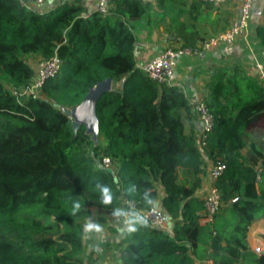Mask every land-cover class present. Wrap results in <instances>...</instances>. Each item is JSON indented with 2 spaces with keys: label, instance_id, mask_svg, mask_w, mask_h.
<instances>
[{
  "label": "trees",
  "instance_id": "obj_1",
  "mask_svg": "<svg viewBox=\"0 0 264 264\" xmlns=\"http://www.w3.org/2000/svg\"><path fill=\"white\" fill-rule=\"evenodd\" d=\"M114 5L102 17L80 0L43 7L0 0V264H90L82 239L90 208L112 214L130 203L145 211L152 206L144 193L156 201L158 187L171 232L147 223L122 233L119 264H264V253L251 251L245 240L250 223L264 217V188L259 195L254 189L261 155L252 145L239 155L248 142L247 122L264 110V88L242 72L213 81L203 100L214 126L199 149L197 137L183 130L182 114L193 111L185 93L148 79L136 64L137 27L158 19L153 5ZM255 39L264 56V23L256 25ZM189 44L185 38L181 46ZM28 55L60 62L37 94L21 93L34 81ZM107 78L117 87L97 103L94 141L83 126L74 132L59 107L73 108ZM204 157L223 161L214 185L221 203L230 204L228 218L216 215L206 233L199 224L203 203L195 196ZM98 183L111 189L110 205L100 202ZM73 202L81 205L75 213Z\"/></svg>",
  "mask_w": 264,
  "mask_h": 264
},
{
  "label": "crops",
  "instance_id": "obj_2",
  "mask_svg": "<svg viewBox=\"0 0 264 264\" xmlns=\"http://www.w3.org/2000/svg\"><path fill=\"white\" fill-rule=\"evenodd\" d=\"M82 3L88 11L94 10V0H83ZM165 3L160 4L158 2L153 5L152 14L156 12V16L158 17V19L154 18L155 24L153 27L141 26L144 30H141V27H137V43L134 51L137 66L163 48L181 46L185 38L190 41V44L186 46H192L202 39L222 32L230 26L237 16L236 8L229 3L223 4L217 9L203 3L195 7L189 3ZM164 7L166 9L165 15L163 14ZM262 8V2L253 7L246 36L238 38L230 47L204 52L198 56H183L177 60L175 66L176 78L190 103H194L197 99H204L210 91L213 81L218 78H229L232 72H242L264 88V56L255 39L256 25L264 23ZM150 36L163 37L162 47L155 44L156 39L151 42L144 38ZM167 44H174V46H168ZM38 58L41 59L40 57ZM29 66L35 76L38 70L37 67H32L30 64ZM116 87L117 84L111 82V89ZM182 123L185 134L198 136L200 124L194 111H192L189 117L186 114H182ZM246 133L248 142L239 151V155L245 157L250 145L255 147L260 153L261 157L257 158L254 166L256 171L254 189L256 194L259 195L260 186L264 188V165H262L264 159V110L247 122ZM212 162L209 158L204 157L205 173L201 176L202 184L195 194L199 199L203 198L210 187L208 172ZM158 196L160 199L163 196L160 187H158ZM159 198L155 201L156 205L160 204ZM229 205V203H221L216 216L217 220L218 218H228ZM90 212L91 219L101 224V231L86 232L84 230L83 237L87 240V245H85L83 237L82 239L86 248V255L91 254L92 257L97 258L98 250L95 249H97V246L100 247V244L103 242L110 246V248L107 247L108 250L115 252V248H113L114 244L122 240L123 232L119 230L121 227L120 220L112 214H107L95 207H91ZM199 224L202 226L203 232L206 233L209 225L203 218L200 219ZM170 227L171 222L167 221L165 228L170 231ZM91 240L94 241V247L90 246ZM245 240L251 251H254L256 247L264 246V217L256 218L250 223ZM117 255L118 253L114 257L115 264H119ZM195 264L212 263L209 260L202 259L200 261L196 260Z\"/></svg>",
  "mask_w": 264,
  "mask_h": 264
},
{
  "label": "built area",
  "instance_id": "obj_3",
  "mask_svg": "<svg viewBox=\"0 0 264 264\" xmlns=\"http://www.w3.org/2000/svg\"><path fill=\"white\" fill-rule=\"evenodd\" d=\"M34 6L43 7L47 5L51 0H29ZM67 3H73L76 0H64ZM81 2L83 0H80ZM114 1L116 0H94V10L102 17H107L112 14L114 9ZM142 3H149L153 5L157 0H136ZM188 1H199L202 3L210 4L213 8H219L223 4H232L236 8L237 16L235 20L230 24V26L211 37L202 39L198 43L192 46H178V47H168L163 48L159 52L154 53L150 58L146 59L140 65L139 69L143 74L150 80L157 82L158 84H164L167 86H176L181 90V86L176 78L175 66L179 58L183 56H198L204 52L215 51L219 48H226L233 45L238 38L244 37L247 34L249 28V23L252 16L253 7L263 2L264 0H188ZM60 69V62L56 57H52L44 61L43 65L36 71L33 83L22 90V94H37L42 87L43 83L54 77ZM183 91V90H182ZM184 92V91H183ZM194 114L199 121L200 129L197 136V146L199 149L205 147V143L213 130L214 117L204 102V100L197 99L194 103H190ZM59 110L67 117L70 121L69 116L66 115L68 109L64 107H59ZM104 168L110 167V162L107 158L102 161ZM224 169V163L222 160L217 159L212 162V165L208 172V178L210 180V187L206 194L203 196V219L208 224L211 225L214 221L215 216L221 206L220 192L218 188L214 185L215 180L221 175ZM128 206L132 204L128 203ZM148 219V224L164 229L168 221V217L161 210L160 204L155 205L149 209L143 211ZM255 253H264L263 247H256L254 249ZM85 264V263H83Z\"/></svg>",
  "mask_w": 264,
  "mask_h": 264
},
{
  "label": "clouds",
  "instance_id": "obj_4",
  "mask_svg": "<svg viewBox=\"0 0 264 264\" xmlns=\"http://www.w3.org/2000/svg\"><path fill=\"white\" fill-rule=\"evenodd\" d=\"M96 189L99 193L100 202L103 205H110L113 200L111 189L106 184L99 183ZM143 199L147 205H151L153 206V210L155 209L156 202L148 196L147 192L144 193ZM80 207L79 202H73L71 207L72 213H75ZM112 215L120 220L121 227L119 230L126 234L136 232L138 227L145 226L148 223V219L143 214V211L132 206L127 208L115 207L112 209ZM84 230L86 232H100L101 224L89 219L84 224Z\"/></svg>",
  "mask_w": 264,
  "mask_h": 264
},
{
  "label": "water",
  "instance_id": "obj_5",
  "mask_svg": "<svg viewBox=\"0 0 264 264\" xmlns=\"http://www.w3.org/2000/svg\"><path fill=\"white\" fill-rule=\"evenodd\" d=\"M112 80L107 78L91 87L81 101L71 109L66 115L69 116L73 131H77L80 126L85 129V134L90 135L96 141L98 134L96 106L101 97L110 92Z\"/></svg>",
  "mask_w": 264,
  "mask_h": 264
},
{
  "label": "rangeland",
  "instance_id": "obj_6",
  "mask_svg": "<svg viewBox=\"0 0 264 264\" xmlns=\"http://www.w3.org/2000/svg\"><path fill=\"white\" fill-rule=\"evenodd\" d=\"M156 3H154L153 5H155ZM165 14H166V9L164 8V15ZM154 24H155V19L152 18L151 27H153ZM142 27H141V30H144V28H142ZM145 31H146V29H145ZM143 34L145 35L144 32H143ZM144 38H146L148 41H151V42H153V40L156 39V43L155 44L156 45L158 44L159 47H162V45H163V43H162L163 37H151L150 36V37H144ZM167 45L168 46H174V44H167ZM37 59H39V58L37 56H35V55H28L25 58V60L28 63V65L30 64L32 67L34 66V67H37V69H39L43 65L44 61H43L42 58L39 59V60H37ZM96 139H97V137H96ZM83 239H84V237H83ZM84 242H85V245H87V240L86 239H84ZM114 245L115 246H113V248H115V252L113 250H108L107 247L110 248V246H108L107 243H105V242L100 244V247L97 246V249H95V250H98L97 255H96L97 258L92 257L91 254H90L91 258L88 261V263H90V264H115L114 257L116 256V253L118 251L117 250L118 246H117V244H114ZM90 246L94 247V241L91 240Z\"/></svg>",
  "mask_w": 264,
  "mask_h": 264
}]
</instances>
